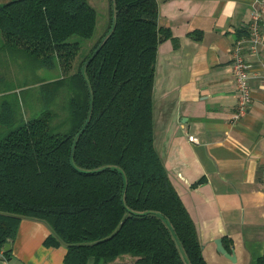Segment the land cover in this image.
Returning <instances> with one entry per match:
<instances>
[{
  "label": "trees",
  "instance_id": "16d2710c",
  "mask_svg": "<svg viewBox=\"0 0 264 264\" xmlns=\"http://www.w3.org/2000/svg\"><path fill=\"white\" fill-rule=\"evenodd\" d=\"M108 28L75 66L97 11L88 0L0 3V50L58 68L41 82L43 110L0 113V248L23 217L46 222L66 264H209L197 226L156 149L153 89L157 0H111ZM200 38L199 31L191 32ZM14 93L15 91L12 90ZM8 94V93H6ZM264 264V252L258 257Z\"/></svg>",
  "mask_w": 264,
  "mask_h": 264
},
{
  "label": "crops",
  "instance_id": "0c3cea01",
  "mask_svg": "<svg viewBox=\"0 0 264 264\" xmlns=\"http://www.w3.org/2000/svg\"><path fill=\"white\" fill-rule=\"evenodd\" d=\"M157 1L159 24L172 36L157 51L156 149L197 226L208 263L258 264L264 252V44L246 55L252 99L241 117L232 47L247 34L259 0ZM196 31L200 38L191 34ZM51 233L46 222L23 217L10 254L0 248V264H66L67 245H48ZM122 256L115 262L134 264V256ZM86 264L111 263L89 257Z\"/></svg>",
  "mask_w": 264,
  "mask_h": 264
},
{
  "label": "rangeland",
  "instance_id": "374dc122",
  "mask_svg": "<svg viewBox=\"0 0 264 264\" xmlns=\"http://www.w3.org/2000/svg\"><path fill=\"white\" fill-rule=\"evenodd\" d=\"M6 1L9 0H0V3ZM88 1L97 11V22L90 37L73 36L80 39L82 44L75 66L90 52L92 46L108 28L111 19V0ZM2 41L3 36L0 31V45ZM58 74V68L34 65L26 55L0 50V113L3 111V102L9 99L13 108L25 119L38 115L43 110L42 93H45L41 88V82ZM12 90L15 92L13 93Z\"/></svg>",
  "mask_w": 264,
  "mask_h": 264
},
{
  "label": "built area",
  "instance_id": "2783aa9c",
  "mask_svg": "<svg viewBox=\"0 0 264 264\" xmlns=\"http://www.w3.org/2000/svg\"><path fill=\"white\" fill-rule=\"evenodd\" d=\"M264 0H259V5L250 13L247 25V34L240 37L232 47V67L235 73L237 85V117L243 116L252 99V86L250 83L251 61L248 60V53H257L259 47L264 44ZM264 85V77H263ZM195 140L194 135H189Z\"/></svg>",
  "mask_w": 264,
  "mask_h": 264
},
{
  "label": "water",
  "instance_id": "95a60500",
  "mask_svg": "<svg viewBox=\"0 0 264 264\" xmlns=\"http://www.w3.org/2000/svg\"><path fill=\"white\" fill-rule=\"evenodd\" d=\"M217 243H218V249L219 250H221L227 257H229V258H231L232 260H235V253L234 252H232V253H230V252H228L224 247H223V245H222V241L221 240H217ZM10 246H11V242H8L7 244H6V249H8V248H10Z\"/></svg>",
  "mask_w": 264,
  "mask_h": 264
}]
</instances>
